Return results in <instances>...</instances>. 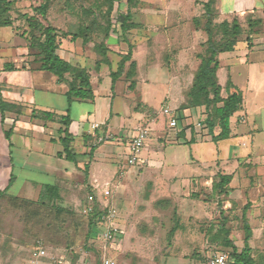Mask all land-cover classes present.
<instances>
[{"label": "rangeland", "instance_id": "1", "mask_svg": "<svg viewBox=\"0 0 264 264\" xmlns=\"http://www.w3.org/2000/svg\"><path fill=\"white\" fill-rule=\"evenodd\" d=\"M39 1L41 2L13 0L10 17L15 28L11 30L23 40L30 35V30L21 16L34 15L32 3ZM66 1L70 6H65ZM206 1L196 0L192 3L193 0H136L131 7V21L135 24V29L125 35L118 33L120 46L117 48H122L125 53L131 51V62L135 64L133 78L135 84L133 89H130L133 93L126 95L125 84H128V81H125L123 76L113 85L108 76L109 80L105 79L107 84H103L100 89L95 88L96 102L99 104L95 120L102 123L104 117L109 115V118H105L104 121L107 126L102 130L97 129L93 134V143L89 149L99 155L103 154L104 157H94L93 152L91 153L88 183L95 180L100 190L105 187V182L113 187L114 177L117 180L120 166L127 168L126 171L135 168L127 167L125 158L129 154L128 143L132 138L130 135L132 132L134 135L136 129L142 128L148 133L146 146L142 151L145 155L153 145L157 146V137H166L169 117L164 115L162 110L176 109V100L180 99L183 96L182 92L189 87L198 64L196 55L203 52V45L207 39L204 30ZM104 2V0H50L47 22L55 28L61 27L58 25L60 16L62 13L67 16L68 25H63L61 29L57 28L61 42V34L76 33L79 23L86 24L91 19L89 14H81L83 11L79 6H83L85 11L95 9L98 22L106 24L105 17L100 16L107 8ZM92 4L98 5L91 7ZM178 5L183 17L186 13L185 21L181 19L180 24L182 26L190 24L192 27V42L185 41V46L183 44L169 46L166 40L164 45L163 40L154 39L151 31L141 30L140 27L136 30L138 26L136 22L139 21L150 22L153 18L158 22H164L166 19L172 21L167 10L176 11ZM126 9L124 6L121 7L119 22L123 21ZM212 21L213 39L217 43L230 40L234 24L239 28L238 40L232 50L220 53L217 57L220 64L217 73L219 80L226 79L228 71L226 66L232 63V57L227 53L237 51L236 54L241 56L238 50L251 49L255 46L259 49L255 54L264 55L263 23H257L256 19H251L248 15L238 19L236 16H218L214 12ZM94 31L93 41L98 43L103 32L98 29ZM23 33L25 37L22 36ZM181 33H185L184 29ZM92 50L94 51L93 48ZM181 50L185 51L178 54V58L172 55ZM129 64L130 62L126 63L125 71L128 70ZM114 66L116 67L113 72L116 71L117 64ZM238 70L234 79L240 83L243 81L244 70L242 68ZM135 124L137 125L133 131ZM105 129L108 136L105 135ZM97 136H106L107 140L97 143ZM82 166L84 168L83 163ZM10 175L12 174L5 175L4 171H0V264H96L97 252L93 250L99 249V238L105 230L106 222H110L119 232H124L119 233L108 247V256L114 259L116 264H155L163 260L166 264H205L211 254L229 251L221 247L220 243L201 237L197 232L198 226L201 225L203 231L207 229L209 222L219 221L220 211L216 200H207L209 186L196 192L193 190L194 192L190 193L191 197L190 194L187 196L183 192L167 191L165 186H160L155 191L156 194L149 192L150 196L147 197L146 192L143 189L138 190L136 185L132 189H125L124 193L123 187H120L111 193L113 197L109 196L107 190H101V195L97 196V189L91 188L90 192L87 190L81 173L68 177L63 184H59L57 198H48L40 202L38 201L40 190L27 180L38 181L43 178L21 173L9 187ZM193 180L195 183V178ZM42 181L53 184L52 179ZM123 184L125 186L127 182ZM94 208L97 212H102V217L89 229V218ZM109 213L114 217L107 220ZM194 213L198 218L204 217L207 220L202 224H188L191 227L195 226L191 236L188 230L181 231L180 226L183 224L181 221L185 222L186 217ZM173 227L177 231L171 234L170 230ZM218 228L219 225L216 224L213 231ZM88 232L90 236L86 239ZM41 250L45 255L38 258Z\"/></svg>", "mask_w": 264, "mask_h": 264}, {"label": "crops", "instance_id": "2", "mask_svg": "<svg viewBox=\"0 0 264 264\" xmlns=\"http://www.w3.org/2000/svg\"><path fill=\"white\" fill-rule=\"evenodd\" d=\"M208 1H211L213 12L218 16H236L239 19L248 15L264 24V0H207L206 3ZM194 2L196 0L192 3ZM176 3L179 4L178 1ZM32 4L38 6L40 1ZM167 14L172 21L166 19L164 22H158L154 18L150 22L139 21L136 22V30L140 27L141 30L151 31L154 39L163 40L164 45L166 40L169 46L184 45L185 41L192 42V27L190 24H180L181 19L185 21L186 13L183 17L179 5L176 11L170 12L168 9ZM116 20L119 22L118 18ZM189 21L191 22V17ZM14 25L13 23L12 27L0 28V100L14 106L4 112L3 121L0 113V171H4L5 175L12 174L9 176V187L21 173L43 178L38 181L27 180L41 191L45 185L59 186L68 177L81 174L82 163L84 166L89 164L90 167L89 148L93 143V134L97 131H92L90 126L99 124V129L102 130L107 126L104 121L109 118V115L104 117L102 123L95 120L96 112H99L95 88L100 89L103 84H107L105 79L109 80L108 76L116 67L114 64L118 65L120 60L119 55L125 52L122 48H117L119 35L111 32L106 42L109 48L106 54L108 63H101L95 70L97 55L92 50L93 42L83 43L80 38H66L59 42L56 54L62 60L88 71L94 94L92 101L75 99L69 107L68 131L73 137L71 149L79 156L75 165L58 156L62 153V147L57 141V130L64 128L59 119L66 115L68 108L67 86L58 82L51 73L40 70V63L36 57L30 55L27 42L11 30L15 28ZM58 25H61L58 29L68 25L65 14L60 16ZM182 29L185 33H181ZM256 50L259 49L255 46L251 49H240L238 51L241 56L236 54L237 51L227 53L232 57V63L226 66V79L221 81L217 76L221 86L230 79L242 95L241 108L229 120V138L212 142L207 129L200 131L195 126L197 121L203 120L204 108L178 110L177 107L184 98H176V109L179 113L177 129L168 128L166 137L156 138L157 146L153 145L146 155L141 152L140 167L126 171L127 168L120 166L117 180L114 177L113 187L105 182V187L101 190H107L109 196L113 197L111 193L120 187H123L124 193L125 189H132L136 185L138 190L143 189L149 197V192L156 194L155 191L160 186H165L167 191L183 192L188 196L196 190L210 187L214 175L218 172L229 176L226 194L220 196L221 208L228 219L226 227L230 232L229 238L238 250L243 248L245 220L249 229L248 247L252 264H264V55L255 54ZM184 51L172 55L178 58V54ZM239 68L244 70V74L243 81L237 83L234 75ZM127 86L126 83L125 93L130 95L133 91ZM40 112L52 114L53 119L44 120L40 117ZM137 124L133 126V131ZM104 131L108 136L107 129ZM6 134H9V137ZM130 136H133V132ZM92 155L104 157L103 154L94 152ZM88 159L89 161H86ZM50 179L53 184L42 181ZM124 182H127L125 186ZM95 183L93 180L88 184L92 189H97L96 195L100 196L102 191ZM185 220L181 221L183 224L180 230H188L192 236L195 226L188 224H202L207 219H200L194 213L188 215ZM197 232L201 237H205L201 225L197 227ZM122 233L124 234L123 231L120 232ZM155 264H166V261Z\"/></svg>", "mask_w": 264, "mask_h": 264}, {"label": "trees", "instance_id": "3", "mask_svg": "<svg viewBox=\"0 0 264 264\" xmlns=\"http://www.w3.org/2000/svg\"><path fill=\"white\" fill-rule=\"evenodd\" d=\"M104 1V4L107 8L103 14H100V16L105 17L106 24H101L98 22V16L95 9H89L85 11L83 10V6H79L83 11L81 14H89L91 19L86 24L85 22L79 23L76 33L71 35L68 33L61 34L62 39L69 38L70 40H75L80 38L83 43L93 42V49L97 53V60L95 61L94 68L95 70L99 68L101 63H108L106 54L109 51V48L106 45V42L109 39L111 32L117 34L120 32L122 35H125L130 30L135 29V24L131 21L130 9L135 4L136 0ZM98 4H92L91 7L97 6ZM12 6L13 0H0V28L12 27L13 20L10 17ZM65 6H70L68 1L65 2ZM123 6L127 8L126 14L124 15L123 21L119 23L116 19L119 17V13H121V7ZM49 7L50 0H41L38 6L32 7L34 15L27 16L23 14L21 16L26 21L30 30V35L25 37V33H23L22 36L25 37L30 55L38 59V62L40 63V70L51 73L57 78L58 82H63L67 86L66 100L68 108L66 110V115L60 117L59 119V123L64 128L57 130L59 134L57 141L62 147V153L58 154V156L76 165L79 156L74 154L71 149L73 137L68 131V126L70 124V118L68 115L69 107L71 102L75 99L82 101H92L94 99V94L91 86V77L88 71L78 65H72L62 60L56 54V50L58 49L59 45V32L57 28L47 22V11ZM204 9L206 18L204 30L207 39L203 45V52L196 55L198 64L192 74V80L189 87L182 92L184 101L181 103L178 110L203 107L204 118L202 121L204 129H207L211 141L216 143L229 138V120L232 115L236 113L242 106V95L232 85L230 79H227L224 86H221L217 78V70L219 68L217 57L220 53H225L232 50L233 46L238 40L237 37L239 28L236 24H234L232 27L233 32L231 33L230 40H226L222 43L215 42L212 32L213 9L211 1H208L204 4ZM256 22L258 23L261 21L257 20ZM94 29H98L103 32L102 39L98 43H94L93 41L92 36L95 32ZM119 57L120 60L118 62L116 71L110 73L111 85H113L115 81L123 76L125 81H128V89H133L135 84L133 79L135 74V64L134 62H131V51L120 54ZM128 62H130V64L128 65V70L125 71V65ZM10 108L12 109L14 106L6 104L0 100V113L2 121L4 112ZM39 115L44 120L53 119V115L50 113L40 112ZM92 152L93 150H91L90 155ZM88 167L89 164H86L82 170V173L84 183L87 185V190L90 192L92 189L89 187L87 182ZM229 181V176L221 175L219 172L213 177L210 186V192L207 193L206 196L208 197L207 200H216L215 202L220 211L219 221L209 222L207 229L203 230V233L205 234V237L208 239L210 238L211 241L218 242L220 243L221 247L229 250L223 252L229 254L231 264H252L250 249L248 247L249 229L245 220L243 221V229L245 231L243 248L238 250L234 246L233 241L229 238L230 232L226 227L228 219L224 216V211L221 208L222 204L220 200V196L226 194ZM58 191V185H45L40 191L38 201L41 202L48 198L55 199L58 197ZM101 217L102 212H97L96 208H94L89 218V229L93 223L98 222ZM216 224L219 225V228L216 231H213ZM175 231L176 229L173 227L170 230V233L173 234ZM206 234L208 235L206 236ZM89 236L90 233L88 232L86 234V239H89ZM93 252H97L96 264H98L99 251L93 250Z\"/></svg>", "mask_w": 264, "mask_h": 264}, {"label": "built area", "instance_id": "4", "mask_svg": "<svg viewBox=\"0 0 264 264\" xmlns=\"http://www.w3.org/2000/svg\"><path fill=\"white\" fill-rule=\"evenodd\" d=\"M162 113L169 117L168 128L177 129L179 113L177 109L171 110L170 108H164ZM203 121L196 122V128L200 131L204 129ZM100 128L99 124H92L90 129L95 131ZM148 138V133L142 128L135 130V134L132 136L130 142L128 143L129 154L125 158L127 167H140L141 165V152L146 146V140ZM107 140V137H97V143H102ZM122 174V173H121ZM114 215L109 213L107 220L113 218ZM103 222H104V218ZM105 230L100 235V246H99V262L98 264H116L114 259L108 256V247L110 243L117 237L120 233L116 227H114L110 222L104 223ZM45 252L43 250L39 251L37 257H44ZM205 264H231L229 254L226 252H216L211 254Z\"/></svg>", "mask_w": 264, "mask_h": 264}]
</instances>
